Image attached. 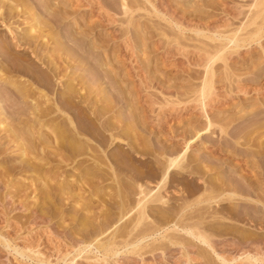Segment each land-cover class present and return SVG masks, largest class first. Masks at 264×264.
I'll return each instance as SVG.
<instances>
[{"label": "rangeland", "instance_id": "374dc122", "mask_svg": "<svg viewBox=\"0 0 264 264\" xmlns=\"http://www.w3.org/2000/svg\"><path fill=\"white\" fill-rule=\"evenodd\" d=\"M18 1L0 0V264H264V0ZM33 2L63 19L44 38L76 37L59 88L89 106L15 95L39 67L19 46ZM227 182L238 199L199 201Z\"/></svg>", "mask_w": 264, "mask_h": 264}, {"label": "bare ground", "instance_id": "6f19581e", "mask_svg": "<svg viewBox=\"0 0 264 264\" xmlns=\"http://www.w3.org/2000/svg\"><path fill=\"white\" fill-rule=\"evenodd\" d=\"M10 3H8V9L9 11L11 10H17L18 12V0H9ZM41 2V1H40ZM46 2V1H45ZM258 2V1H257ZM254 3V2H253ZM252 3V4H253ZM259 3V2H258ZM258 3H255L258 5ZM41 4L43 5V3L41 2ZM90 4V3H89ZM251 4V5H252ZM254 4V5H255ZM35 6V3L33 2V4H30L28 5L27 4V8L25 9V11H23V15H25L26 17L29 18H33L34 20V24L30 26V31H34L35 27H38L39 28V31H37V33L35 32V34L33 32H29V34L27 33L28 36H26L23 40L21 41L22 39L19 40V46L21 45L22 46V49L24 50V48H28L31 53L38 59L39 61V67L37 68L36 70V73L34 75V73H31V76L33 74V76L30 78L29 76V79L25 80L24 79V83H18L17 84H12L14 87L17 86V90L14 92L16 96H23V97H26V96H30V95H35V94H38V95H41L42 97H46V99H50L52 101L53 104H55V106L52 107V109L50 111H63V107H62V102H64L65 100L67 101V99L65 98H68V99H72V98H76L77 100H81L84 101L87 106H89V104L91 103V99H92V96H91V92L92 90L91 89H84L82 91V88H77L76 87V78H71V82H69V84H67V86L63 88H59V86L62 85L63 81H64V77L66 76V74H69V72H71L72 70L80 67V61L78 59V56L77 57H74L71 53L68 52V49L66 47V45L71 49H74L77 47L78 43L75 42V38H72L70 36V34L72 32L68 31V28L64 31H62L59 35H56L54 38H49L47 36V39L44 38L46 37L45 35V32L43 31L45 27H48V26H51L54 25L56 22L59 24V22L63 21V19H56V18H59L56 14V18H50V19H41V16H39L35 10H34V6ZM46 5V3H45ZM44 5V6H45ZM253 5V6H254ZM104 6V5H103ZM37 7V6H35ZM122 11L123 13H127L128 12V9L127 8V5L126 4H122ZM40 8V7H39ZM252 8V7H251ZM259 8V7H258ZM23 10V9H22ZM21 10V12H22ZM37 10V9H36ZM8 11V10H7ZM10 11V12H11ZM20 11V10H19ZM53 11V10H52ZM51 11V12H52ZM59 11V10H58ZM57 11V12H58ZM56 11H53V15ZM63 12V11H62ZM65 12V11H64ZM253 12V11H252ZM6 12H4L5 14ZM13 14V13H11ZM16 14V13H15ZM19 14V13H18ZM22 14V13H21ZM51 14V13H50ZM59 14V12H58ZM262 14V13H261ZM60 15V14H59ZM12 16V15H11ZM54 16V17H55ZM61 16V15H60ZM62 17V16H61ZM259 17V16H258ZM0 18H3V12L1 13L0 15ZM261 18V17H260ZM255 20V19H254ZM15 21V20H14ZM257 21V20H256ZM259 22V21H258ZM40 24L42 26H40ZM254 24V22H253ZM93 25V24H92ZM133 25V24H132ZM246 26V25H245ZM243 27V26H242ZM46 29V28H45ZM242 29V28H241ZM37 30V28L35 29ZM48 30L46 29V32ZM86 31V30H85ZM50 33V31H48ZM249 32V31H248ZM246 32V33H248ZM18 33V32H17ZM33 33V34H31ZM74 33V32H73ZM85 33V32H84ZM47 34V33H46ZM238 37V36H237ZM40 38V39H39ZM46 39V40H44ZM40 40H44L43 41H40ZM21 41V42H20ZM82 42V41H81ZM229 42V41H228ZM14 43V42H13ZM66 44V45H65ZM18 46V44H17ZM7 49V52L9 51L8 49L9 48H6ZM70 49V50H71ZM208 50V49H207ZM23 53V52H22ZM75 53V52H74ZM211 53V52H210ZM215 53V52H214ZM213 54V53H212ZM11 55V54H9ZM207 55V54H205ZM203 56V55H202ZM211 56V55H210ZM47 57L46 60H44V58ZM80 57V56H79ZM85 57H87V55H85ZM205 57V56H204ZM208 57V56H207ZM88 58V57H87ZM217 58V56H216ZM83 59V58H81ZM12 60V59H11ZM14 60V59H13ZM89 60V59H88ZM212 60V59H211ZM218 60V59H217ZM210 61V60H209ZM223 61V60H222ZM25 62H28L29 64L31 63V61L27 60ZM87 62V61H86ZM88 62H92V61H88ZM206 62V61H205ZM33 63V62H32ZM31 63V64H32ZM37 63V62H36ZM35 63V64H36ZM206 63H209V62H206ZM205 64V63H204ZM19 65V64H18ZM17 65V66H18ZM85 65V64H84ZM89 65H92V64H89ZM210 65V64H209ZM211 65H212V62H211ZM206 66V65H205ZM208 66V65H207ZM83 67V66H82ZM91 67V66H90ZM30 68V67H29ZM206 67H204L205 69ZM19 69V68H18ZM23 69V67H22ZM90 69V68H89ZM207 69V68H206ZM20 70V69H19ZM24 70V69H23ZM22 70V72H23ZM27 70V69H26ZM26 70H25V73H26ZM211 70V69H210ZM2 71V69L0 70ZM20 72V73H22ZM99 72V71H98ZM97 71H91L90 72V75L88 76L87 80H95V79H98L99 80V75L97 74L98 73ZM207 72V71H206ZM212 72V70L210 71ZM209 72V73H210ZM27 74V73H26ZM25 74V75H26ZM23 75V74H22ZM30 75V74H29ZM205 75V74H204ZM207 75V73H206ZM99 76V77H98ZM212 76V75H211ZM208 77V76H207ZM207 77L205 79V81H203V86L200 85L199 87L201 88V95H200V98L201 96L203 95V87L206 83V80H207ZM24 78V77H23ZM51 79H54V84L58 86V88H52V93H53V96L49 97L46 93V91L51 87V83H50V80ZM103 79V78H102ZM5 81H9V80H12L8 75L4 78ZM204 80V79H203ZM75 81V83H74ZM79 80L77 79V82ZM90 81V82H91ZM96 81V80H95ZM12 82V81H11ZM211 82V80H210ZM26 83V84H25ZM107 83V82H106ZM202 83V81H201ZM202 86V87H201ZM53 87H55L53 85ZM209 87H210V84H209ZM199 88V89H200ZM12 91V90H11ZM199 91V90H198ZM111 92V91H110ZM114 92V91H113ZM112 94V93H111ZM208 94V93H207ZM110 95V94H109ZM114 95V94H113ZM195 96V95H194ZM199 96V94H198ZM197 96V97H198ZM65 97V98H64ZM211 97V96H210ZM194 98V97H193ZM199 98V97H198ZM207 98V97H206ZM116 99V98H115ZM196 99V97H195ZM73 100V99H72ZM108 101V100H107ZM112 101V100H111ZM200 101H202L200 99ZM109 102V101H108ZM205 108V105L204 103L202 104ZM72 107V106H71ZM110 107V106H109ZM202 108V106H200ZM44 111H41V112H38L37 114L36 113H33V114H36V116H40L43 114ZM94 113V112H93ZM99 115V114H98ZM100 116V115H99ZM106 123V122H105ZM213 123H211L210 121H207V126L208 125H211ZM218 125V124H217ZM110 126V125H109ZM47 127V126H45ZM209 127V126H208ZM113 128V126H112ZM218 128V132L220 133L222 131V128L221 127H217ZM252 129V128H251ZM54 136L57 137L56 133H54V130L52 131ZM80 132V131H79ZM17 135V134H16ZM193 135V134H192ZM192 135H190L192 137ZM197 135V134H196ZM182 136V135H181ZM184 138L185 137H182V141H184ZM191 139V138H189ZM19 140V139H17ZM188 140V138H187ZM187 142V141H185ZM24 143V142H22ZM185 146H186V143H185ZM77 147V146H76ZM252 150V149H251ZM184 152V151H183ZM74 154V153H73ZM180 154V155H179ZM178 154V157L175 156L174 157H171V158H168V160H166L167 164L166 166L169 168V166H178L179 167V164L181 163L180 161L182 160V156H184V153H179ZM255 154V153H254ZM94 157V156H93ZM189 157V156H188ZM185 162V161H184ZM165 166V165H164ZM165 166V167H166ZM181 166V165H180ZM166 167V168H167ZM165 168V169H166ZM167 168V169H168ZM174 170V169H173ZM166 172V171H165ZM165 173H163L164 175ZM239 178V177H238ZM246 178V177H245ZM231 180V179H230ZM209 184V183H208ZM232 183L230 182H227L225 187H222V183L221 184H215L216 186H214V184L212 186L213 189L211 190L210 188V191H208V193L204 196H201L202 198L199 199V201H211L212 199H214L215 201H218L221 199H235L237 196V192H235V189H231L232 185H230ZM225 191V192H223ZM243 191V190H242ZM204 192V191H203ZM143 193V192H141ZM254 193V192H253ZM225 194H227L226 197H222L224 196ZM262 196V195H261ZM260 196V197H261ZM139 198V197H138ZM238 199V198H236ZM151 201V200H150ZM200 204V203H199ZM207 204V203H206ZM205 204V205H206ZM209 205V204H208ZM205 207V206H204ZM203 208V207H202ZM201 208V209H202ZM139 217V216H138ZM137 218V217H136ZM138 219V218H137ZM260 222V221H259ZM261 224V223H260ZM180 226V225H179ZM199 226V225H198ZM197 225H192V226H188V227H185V230L186 232L191 235L194 239H197V241H200L202 243H205L206 245L208 246H211L210 242H209V237L208 235L203 232L202 230H199ZM227 227V226H226ZM182 229H184V227H182ZM147 231V230H146ZM145 232V231H144ZM143 233V232H142ZM141 233V234H142Z\"/></svg>", "mask_w": 264, "mask_h": 264}]
</instances>
